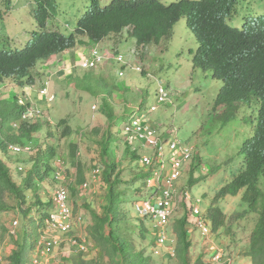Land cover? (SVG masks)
Here are the masks:
<instances>
[{
	"label": "rangeland",
	"instance_id": "1",
	"mask_svg": "<svg viewBox=\"0 0 264 264\" xmlns=\"http://www.w3.org/2000/svg\"><path fill=\"white\" fill-rule=\"evenodd\" d=\"M14 1L17 3L18 0ZM110 1L99 0L100 7H105ZM159 1L170 4L179 0ZM9 2L12 4L13 0H0V12L10 7ZM55 2V10L48 21V28L56 27V30L65 35H69L75 30L77 21L91 6L90 0H55ZM33 9V0H19L17 10L22 12L16 14L12 18L13 21L8 20L4 23L3 32L8 34L17 27L20 34L9 44L2 45L0 49L7 51L23 49L29 43L32 33L38 31ZM256 16H264V0H253L252 4H247L240 9L236 17L240 19L238 27L241 26L243 18ZM21 21L26 22L21 24ZM186 22L185 18L180 19V22L173 29L170 40H163L160 44L151 43L147 46L137 45L136 40L131 37V29H126L120 35L111 34L98 43L90 41L88 38L78 37L75 46L70 49V52H77L76 57L67 56L66 53L57 55L46 63L50 69L48 67L42 68L43 63H41L34 71L35 73L40 70L38 74L42 75L41 79L46 78L44 72L55 75L54 84L57 86L55 91H58L59 98L55 104L51 105V113L55 120L59 119V115L53 109L56 105L55 110L61 114L60 118H66L67 124L75 130V134L69 139H63L59 136L52 139L53 144L58 145V154L62 155L61 158L68 162V176L73 180V184L78 174L77 162L79 168L85 172V176L88 175L94 162L92 158L99 153V145L106 141L110 133L113 134L116 141L111 145L112 154L110 156L116 164V176L122 182V185H119L122 191L119 190L125 193L128 200L127 203L120 204V209L126 219L123 227L133 233V237H130L129 240L135 239L139 247L144 249L147 264L185 263L181 255L179 237H174V235L171 238V243L175 249H178L175 258L168 260L151 255L149 246L153 242L152 236L149 234L147 224L137 218L138 216L133 210V203L139 201L141 196L146 195L147 190L144 188L141 178L142 172L135 165V161L127 156L124 157L126 152L118 132V128L120 129L123 124L122 115L128 114L131 109H137L145 97L147 109H149L155 102L156 90L160 84L168 85L174 94L178 92L175 106L162 107L153 117L156 119L159 131L179 132L181 139L198 147V152L196 151L194 155L196 160L192 165V169L193 166H197V168L189 178L191 177L196 182H194L190 192L196 198H201L200 207L202 209H206L209 204L215 203L213 198L216 193L230 183L241 171L244 160L243 145L249 138L253 137L258 124V101H254L251 106L243 105L239 113L232 116L228 122H224L223 118L214 115L213 106L223 83L214 79L211 72L194 69L193 59L199 45ZM93 47L100 48L109 56V60L95 70L97 75H93L91 81L72 79L74 76L68 78L70 72L66 69L69 70L72 63L78 65L82 56L89 55ZM119 52L127 62H131V67L126 70L124 77L119 76L121 65L115 62V55L112 56ZM137 66L147 69L150 77L143 76L136 71L134 68ZM75 69L79 68L76 67ZM144 72L147 71L144 70ZM85 73L87 72H79L75 76L81 79ZM94 80L100 81L101 86H97ZM54 84L53 87L55 88ZM79 86L81 90L77 89ZM104 97H106L108 109L106 108L107 110L102 114L98 113L93 121H89L92 117L91 107L95 104L94 101L97 102ZM87 110L86 119L88 121L83 125L77 121L74 111L86 112ZM108 111H113L114 118L118 119L114 128L110 124ZM152 125L155 124L152 123ZM82 126H87L85 141L82 143L80 154L74 157L72 156L71 145L79 140V130ZM62 131L63 127H59V134ZM43 141L44 139L41 140V142ZM135 146L140 149L139 141H136ZM2 154L0 153L1 157L4 155ZM33 156L24 154L16 157V161L22 163L23 171L19 177L16 175L14 178L21 188L27 185L25 179L30 175L29 170L33 169V165L30 164ZM39 180L34 182L35 190L26 192L25 203L21 206L18 205L14 197L7 198L8 206L16 212L10 209L8 212H0V264H9V253L18 250V247L25 245L30 249L32 243H35L39 236V225L43 224V215L48 211L43 204L45 199L49 197L48 190H50L49 184L40 178ZM261 189L264 191L263 177H261ZM106 194V188H96L83 194H79L77 188V192L72 194L76 213L82 214L89 224L80 232L82 238H87L88 253H79L76 248L64 245L57 256L60 260H66L62 264H114L112 259L104 255L96 239L90 237L88 233V228L93 224L92 212L94 210L95 212H103ZM123 199L124 195H122L121 201ZM38 205L40 209L37 211ZM216 205L226 215L227 227L215 231L213 230L214 224H211L205 236H201L200 239L195 232H192L188 238L192 247L186 255V260L190 264H196L199 259H202L204 264H211L207 247L223 245L219 248L228 252L239 263L254 264L252 258L249 257L251 252L250 237L259 216L253 214L244 221H235L234 218L246 209V205L242 201V193L237 197H227L218 201ZM185 214V211L179 210L172 224L176 222V225L177 222H180ZM3 219L8 221L2 222ZM14 219L19 221L21 228L17 240L8 239V230L6 229ZM205 219L209 220V216H205ZM12 245L15 247L14 249H11ZM140 248L137 247V251L141 250ZM120 263L122 260H119Z\"/></svg>",
	"mask_w": 264,
	"mask_h": 264
},
{
	"label": "clouds",
	"instance_id": "2",
	"mask_svg": "<svg viewBox=\"0 0 264 264\" xmlns=\"http://www.w3.org/2000/svg\"><path fill=\"white\" fill-rule=\"evenodd\" d=\"M112 1L114 0H111L110 3ZM124 1H126V3H133L138 0ZM179 1L172 3H177ZM185 1L200 2L202 0ZM33 2V12L35 14L34 19L38 31L32 33V38H30L31 40L29 39V43L23 49H17L13 51L0 49V56L6 58L5 63L0 66V110L10 115V118L8 119L10 136L20 138L21 140L20 143L7 144L4 150L0 149V153H3L4 155L7 154L6 156L2 154L3 157H1L0 155V161L8 169L12 181L18 187H21L17 184V180L14 178V176L16 175L17 177H19L22 174L21 172L23 171V169L21 168L22 163L17 162L16 157L24 154H29L30 156L34 155L30 162V164L33 165L34 170L31 169L29 171L34 172L36 167L39 174H37V177L39 176L42 181L50 185V190H48L49 197L45 199V202L43 204L46 206V209H48V211L43 215V224L39 225V236L35 240V243H32L30 249L23 245V247H18V250H24V264H35V260L43 256V252L46 250L48 243H51L52 250L51 252H49V257L52 258V264H55L56 258L64 245H69L71 248H76L79 253H88L87 238H82L80 236V232L89 224L86 222V219L82 214L76 213L73 205L72 194H75L77 192V188L79 190V194H83L96 188H106L107 197H105L104 199L103 212H95V210L92 212L93 224L88 228V233L90 235V230L95 224V218L105 216L106 208L109 205L110 184L106 181V175L112 174L111 182L115 183L116 188L118 190L120 189L121 191L122 189L119 187V185H122V182H120L119 178L116 176V164L110 156L112 154L111 145L116 141L112 133L107 136L106 141H103L99 145V153L98 155L96 154L93 156V166L88 175L85 176V172H83L79 168V163L77 162L78 174L76 175L74 184L73 180H71L68 176V162L65 159L61 158L63 157L62 155L58 154V145H54L52 139L58 136L63 139H69L75 134V130L71 125L67 124L66 118H60L61 114L59 113V111L55 110L56 105L53 107V109L56 114L59 115V119L55 120L51 113V105L55 104L59 98L58 91H55L57 88V86L54 84L55 75H51L49 73L47 74V72H44L46 78L41 79L42 75L40 76L38 74L40 70H37V72L35 73L34 71H36L35 69H37L41 63H43L42 68L48 67L46 63L51 58L57 55L59 56L66 53L67 56L70 55L76 57L77 52H70V49H72L73 47L70 49L68 48L63 50L59 54L50 56L49 59H39L38 61H35L33 65H28V62L33 59V57H31L30 55L29 48L35 42H42L46 40L47 33L57 32L65 37H70L72 36V34H74L76 35L75 44L78 41V37H88L77 35V28H75V30L69 35H65L59 30H56V27L48 28V21L50 20L52 16L51 14L54 12L56 6L55 0H52V2H54V8L48 9V13L50 15L46 17L44 26L40 23L39 17L41 16L43 18L44 23L45 17H43V14H46V6L40 0H33ZM252 2L253 0H241L236 6L235 15L233 14L231 16L224 17V24L222 25V27L216 30L210 28L209 31L219 36L220 29H223L229 33L232 31L237 33V31L243 30L246 24H249L251 26L264 25V16H256L253 18H243L241 26L238 27L240 19H237L236 17L238 16L240 9L247 4H252ZM8 4L10 5V7H8L3 12H0V28H2L0 30V47L2 45L9 44L20 34V30L17 27L13 28L12 31L8 34L3 32V28L5 27L4 23L8 20H12V18L16 14L22 12L17 10L19 0L17 1V3H15V1L13 0L12 4L11 2H9ZM162 4L165 6L170 5L164 3ZM39 10L41 11V13H39ZM25 22L26 21H21L20 23L24 24ZM179 22L180 20L177 23ZM177 23H175V25ZM175 25L171 28L168 36L162 37L159 41H151L144 45H139L137 39L132 36V26L126 27L120 34H122L126 29H131V37L136 40L138 46H147L151 43L160 44L163 40H170L172 38V33ZM189 30L194 34L199 45V41L195 33L190 28ZM114 55L115 62L121 65L119 76L124 77L126 70L130 69L129 67H131V62H127L124 56L120 54V52L113 54L112 56ZM108 60L109 56L106 52L100 50V48L93 47L89 55L82 56L78 65H74L72 63L69 70L66 69L68 72H70V76L68 78L74 76L72 79H79L80 81H91L94 77L93 75L96 74L95 70L105 64ZM74 67H77L79 69H75ZM193 67L194 69L202 70L196 65H194ZM48 69L50 68L48 67ZM134 69L140 72L143 76L150 77V73L147 69L141 68L139 66L135 67ZM144 70H146L147 72H144ZM79 72L87 73H85L84 77L80 79V77L75 76V74ZM204 72H211L212 77L214 78V73L212 71ZM97 79L99 80V77ZM98 80H94V83L97 86H101L100 81ZM6 82L7 84H5ZM222 83L224 86L223 81ZM53 84L55 88L53 87ZM77 89L81 90L80 86ZM177 93L174 94L173 92H171L168 85L160 84L156 90V99L153 105L149 109H147V100L145 97V99L140 102L137 109H131L128 114L122 115L123 118L121 119H123V124L120 129L118 128L119 138L123 141V146L126 152L124 157L127 156L135 161V165L142 172L141 178L143 181V185L145 186L144 188L147 190L146 195L141 196L139 198V201L133 203V210L138 217L136 215L135 216L142 222L147 224L149 234L152 236L153 242L149 246L151 255L156 258H164L168 260L175 258L178 253V249H175L171 243V238L173 237V235L174 237H178V233L176 234V232L180 229V223H182L185 227L186 235L188 238L190 237V234L192 232H195V234L198 235L199 239L201 236L204 237V229L201 228V224H203L206 229H209L211 224H213L210 218L209 220L205 219V216H208L209 208L213 204L211 203L206 209H202L200 207L201 198H196L190 192L191 188L196 183L191 177L189 178V176L192 173L194 174L197 168V166H193L194 168L192 169V165L193 163H195L194 161L196 160V158H194V155L196 154V151L198 152V147L196 145H192L188 141L181 139L179 137V132L169 133L167 131H159V128L156 125V119L153 117V115L158 112L160 108H169L175 106V102L177 101L178 97ZM217 99L218 96L216 100ZM216 100L213 106L214 115H218L223 119L230 112L232 113V116L237 115L243 105L251 106L254 101H258L259 122V112L262 106L261 98L252 96L250 97V101L239 102L238 104H236L235 108H228L226 106L218 108L216 106ZM94 103L95 104L92 107L89 106L91 107L92 111V117L91 119H89V121H93L98 113L102 114L108 109L106 97H104L102 100H97V102L94 101ZM74 113L76 114L77 121L82 123L83 125L88 121L86 119L88 110L86 112L74 111ZM108 116L110 118V124L113 125L112 128H114L115 122L118 119L114 118L113 111H108ZM151 122L155 125H152ZM24 126H27L29 128V135H22ZM59 127H63V131L61 132V134H59ZM86 127L87 126H82V128L79 130V140L71 145L72 156L74 157H77L80 154L79 151L81 150L82 143L85 141V131L87 129ZM256 129L257 126L255 128V132ZM12 131H14L15 133H13ZM140 135H144L145 137L141 138ZM148 136L155 139L154 144H148ZM253 137L249 138L248 140L252 139ZM42 139H44L43 142H41ZM136 141H139V143L141 144L140 149L136 148ZM174 141H176L179 146V150L177 152L171 148V143ZM105 148H107V154L104 153ZM140 150H142L141 153ZM39 156L41 157V161L37 162L36 160ZM144 157L151 158L152 162L149 165L143 164L142 160L144 159ZM176 162H180V165L176 166ZM243 169L244 160L241 171L238 173V175L243 171ZM37 177L30 178L28 176L25 179L27 183L26 187H23L24 189L26 188L25 194L29 190H35L34 182L40 181ZM30 180L31 184H28V181ZM232 181L230 183H232ZM230 183H228L227 185H229ZM219 191L213 198L214 201ZM121 194L124 195V199L123 201L120 200V203L118 204L117 215L119 218H122L123 223H125L126 219L120 209V204L127 203L128 200L125 197L124 192H121ZM160 203H164V207H161ZM48 204H50V206H47ZM157 207L164 208L169 211V219L166 224H161V219L157 217ZM39 209L40 206L38 205L36 210L38 211ZM179 210H183L186 212L185 217L180 222H177L176 225V222H173L172 224V221L177 217ZM15 221L18 222V226L16 228L15 235H11L10 229L12 228ZM123 223L122 227L124 226ZM6 229L8 230V239L17 240L20 236L21 228L18 220H12L6 227ZM114 232L117 234L119 232V228L115 227ZM110 233L111 228L107 225L106 235L109 236ZM125 235L127 236L128 241L130 243L132 242L131 244L135 246L136 253L142 254V260H144V262L147 264V260L144 256V249H141L139 247V244L135 241V239L133 241L129 240L130 237H133V233L131 232V230L127 229ZM90 237L92 236L90 235ZM16 245L18 244L16 243ZM220 246L223 247V245ZM137 247L141 250L137 251ZM64 260L62 259V261Z\"/></svg>",
	"mask_w": 264,
	"mask_h": 264
},
{
	"label": "trees",
	"instance_id": "3",
	"mask_svg": "<svg viewBox=\"0 0 264 264\" xmlns=\"http://www.w3.org/2000/svg\"><path fill=\"white\" fill-rule=\"evenodd\" d=\"M40 1L46 6V14H43L44 23L43 18L39 17L40 23L45 26L46 17L50 15L48 9L54 8V2ZM240 1L182 0L165 6L157 0H138L133 3L114 0L102 8L99 0H91L90 9L77 22L76 34L98 43L111 34H120L126 27L132 26V36L137 39L139 45H144L168 36L175 23L186 18L188 27L195 33L200 45L193 61L194 65L204 71H212L214 78L224 82L216 106L235 108L239 102L250 101L252 96L261 98L262 106L255 135L242 149L244 169L232 183L219 191L215 203L208 210V216L214 224L215 231L226 228L227 217L216 203L226 197H237L242 193V201L246 209L234 219L240 222L253 214L259 216L250 237L249 257L254 264H264V191L261 189L260 181V178L264 177V25L246 24L243 30L237 33L220 29L219 36L209 31L210 28L216 30L222 27L224 17L235 15L236 6ZM46 37V40L35 42L30 46V55L33 59L28 65H33L39 59H49L50 56L75 46L74 34L65 37L53 32L47 33ZM5 60V57L0 56V66ZM231 117L230 112L224 117V122H228ZM9 118L10 115L0 110V149L2 150L9 143L21 142L20 138L9 134ZM29 134V128L24 126L22 135ZM104 153L107 154V148L104 149ZM36 161L40 162L41 157L39 156ZM36 171L35 167V172H30L29 177H37L38 171ZM111 176L112 174L106 175V181L110 184L106 215L95 218L90 235L96 239L104 255L112 259L114 264H119V260H122L120 264H146L142 260V254L136 253L135 246L128 241L125 235L127 229L122 227L123 220L117 215L122 194L116 188V184L111 182ZM28 184H31V180ZM25 190L26 188L18 187L12 181L8 169L0 161V211H9L8 197H14L19 206L24 204ZM107 225L111 228L109 236L106 235ZM115 227L119 228L117 234L114 232ZM179 228L177 233L181 255L184 263L190 264L186 260V255L192 245L187 240L182 223ZM8 261L9 264H24V250L14 251ZM196 264L204 263L199 259Z\"/></svg>",
	"mask_w": 264,
	"mask_h": 264
},
{
	"label": "built area",
	"instance_id": "4",
	"mask_svg": "<svg viewBox=\"0 0 264 264\" xmlns=\"http://www.w3.org/2000/svg\"><path fill=\"white\" fill-rule=\"evenodd\" d=\"M140 137L144 138L145 136L140 135ZM147 140H148L149 145H152L155 143V139L152 137L148 136ZM171 148L177 152L179 150L178 143L176 141L172 142ZM151 162H152V160L149 157H144V159L142 160V163L145 165H149ZM179 165H180V162H176V166H179ZM160 206L164 207V203H160ZM157 208H158V210L156 211L157 217H159L161 219V221H160L161 224H166L168 222V219H169V211H167L164 208H159V207H157ZM17 226H18V222L15 221L13 223L12 228L10 229L11 235H15ZM201 228L204 229L203 235L205 236V234L207 233V229L203 224H201ZM51 246H52V244L48 243L46 250L43 252V256L40 257L39 259H36L35 264H52V258L49 257V252H51V250H52ZM218 246L222 247L220 245H218ZM219 247H215L213 245H210V248L207 247V254L211 259V264H241L236 259H234V257L230 256V254H228V252L222 250Z\"/></svg>",
	"mask_w": 264,
	"mask_h": 264
},
{
	"label": "crops",
	"instance_id": "5",
	"mask_svg": "<svg viewBox=\"0 0 264 264\" xmlns=\"http://www.w3.org/2000/svg\"><path fill=\"white\" fill-rule=\"evenodd\" d=\"M11 211H14V212H16L15 210H11ZM5 221H8V220H6V219H3V221L2 222H5ZM14 249L15 247L12 245L11 246V249ZM12 254V252H10L9 253V256ZM64 262H66V260H64V261H62V259L60 260V258H56V262H55V264H62V263H64Z\"/></svg>",
	"mask_w": 264,
	"mask_h": 264
}]
</instances>
